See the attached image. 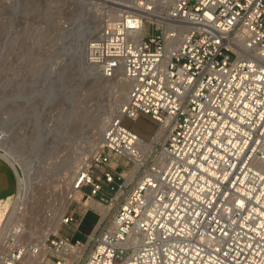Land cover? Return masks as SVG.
Here are the masks:
<instances>
[{
    "label": "built area",
    "instance_id": "1",
    "mask_svg": "<svg viewBox=\"0 0 264 264\" xmlns=\"http://www.w3.org/2000/svg\"><path fill=\"white\" fill-rule=\"evenodd\" d=\"M128 2L87 47L127 101L72 184L109 209L85 241L39 245L13 224L3 264H264V0ZM141 114L158 122L148 140L122 123Z\"/></svg>",
    "mask_w": 264,
    "mask_h": 264
},
{
    "label": "rangeland",
    "instance_id": "2",
    "mask_svg": "<svg viewBox=\"0 0 264 264\" xmlns=\"http://www.w3.org/2000/svg\"><path fill=\"white\" fill-rule=\"evenodd\" d=\"M105 2L102 6L116 9L129 4L123 0ZM87 3L83 0H0V64L5 61L0 66V126L11 120V146L16 148L25 169L32 168L30 174L39 182V191L42 189L43 197L33 214L18 223L34 241V233L46 232L56 221H59L57 233L73 240L85 241L93 231L100 212L88 206L91 197L82 198L80 190L67 200L70 178L88 151L97 148L104 129L102 118L118 109L127 96L126 86L114 74L106 77L107 81L100 78L78 50L80 42L98 32L95 25L101 23L100 15L105 8L96 10L98 5ZM88 18L95 25H90ZM49 95H54L56 100L46 104ZM66 113L74 114L76 120L70 122L65 136L54 142H39L40 127L56 131ZM122 123L147 140L158 127V122L147 114L135 120L124 117ZM36 153L39 161H33ZM115 166L121 169V165ZM0 170L5 175L0 183V197L11 186V195H15L13 169L1 156ZM86 208L78 230L74 224L61 223V216L66 212ZM54 233H49L50 238Z\"/></svg>",
    "mask_w": 264,
    "mask_h": 264
},
{
    "label": "bare ground",
    "instance_id": "3",
    "mask_svg": "<svg viewBox=\"0 0 264 264\" xmlns=\"http://www.w3.org/2000/svg\"><path fill=\"white\" fill-rule=\"evenodd\" d=\"M83 1L84 2L87 1L89 4H91V3L93 4L94 3V4L98 5L99 7L96 8V10H97L99 8L105 7V6H102V5H105L106 4L105 1H108V0H101V2H97L96 0L95 1L94 0H83ZM123 1H128V0H123ZM130 1L132 2V0H130ZM84 4H86V3H84ZM94 4H93V6H94ZM119 4H121V3H119ZM93 16L94 15H92V18H93ZM100 17H102V15H100ZM93 19H95V17ZM87 21L89 22L90 25H95V21H93L91 18L89 20H87ZM99 25H100V23H98V24L96 23L95 27H97V26L98 27H97V30H95V31L99 32V29H100ZM93 27L94 26H92L91 28L93 29ZM97 33H96V35H97ZM94 37H95V35L94 36H90L89 38H87L84 41L80 42V45L78 46V50L81 51L82 56L85 59L86 64L90 65L91 67H94V69H96L97 73H99L98 76L100 78H102V79L107 81L109 79H107L106 78L107 76H105L104 73L101 70H99L98 66L88 63L89 62L88 60L86 61V59H88V57H87V47H88L89 43L94 39ZM0 54L2 55V53H0ZM4 62L5 61L2 60L0 66L5 64ZM113 74H114V77L116 79L118 78L120 80L119 81L120 84H123V86L124 85L126 86L125 88H126V95L127 96H126L125 102L118 109L111 110L110 112L106 113V116H104L102 118V121L100 120L102 122L101 126L103 128L106 126V124L109 121L114 120L115 118L121 116L122 107L126 103L127 97H128V86H129V83L126 80V78L124 77L123 72L121 71V69L117 68L114 71ZM55 100H56V98L54 97V95H52V96L49 95L48 97H46L45 103L46 104H49V103L51 104ZM73 115H69V113L64 114L62 116L61 123L58 126L56 131H52L51 129H47V131H46V130L43 129V127H40L39 139H38L39 142H47V141L54 142V139H59L60 136L66 134L67 128H68L70 122H72L75 119L73 117ZM7 122L8 123H4V124L2 123L3 125L0 126V156L3 157L8 162V164L11 166V168L13 169V174H14L15 179H16L17 191H16V194L12 196L11 195L12 186H11V188H9L5 192L6 195L3 196V197H0V264H3V252H4V242H3V240H4L6 232L9 230V228L13 224H15L17 226L18 223L23 218L29 216V214L32 215L33 212L35 211L36 207L39 204V200H41V197H43L42 196V189L39 191V184H38L39 182L37 183V181H35V180H37V179H35L36 177L34 178L30 174V170H32V168L29 167L30 169H28V168H27L28 170L25 169V166H23L21 164L22 160H21L19 154L17 153V151L15 150L16 148L11 146L12 139H11L10 132H12V128L13 127H12V123H11L10 119ZM102 130L103 129H101V131ZM101 142H102V134L99 137V140H98V143H97V148H99ZM7 145H9L10 147L7 148ZM43 148H45V147L43 146ZM97 148H94V150L90 149L88 151L89 154H87V156H85L83 162H85V160L88 159L89 156ZM47 149L48 148H46L45 151H47ZM33 161H39V155H37V153L34 156ZM81 162H82V160L75 166V169L72 172V175H71V178H70L72 180L70 181V185H69V188H68V191H67V193H68L67 200L68 201H70L73 198L75 192L78 191V190H74L72 188V184H73L74 179L77 177V175L79 174V172L81 170V166H82ZM83 162H82V164H83ZM34 171H36V170H34ZM4 178H5V175L0 170V183L4 180ZM88 206L94 208L96 211H99L100 214L102 215V217H104V215L107 213V211L109 209V205H104L99 200H97V199H95L93 197H91L90 201L88 202ZM61 218H62L61 220H63L62 216H61ZM21 228L23 229L24 227L21 226ZM58 229H59V221H56L52 225V227L50 226V228H48L46 230V232H44L42 234L34 233L35 234V242H37V244H39V245H43L45 243L46 239L48 238L49 233L51 231H54L55 233H57ZM1 244H2V247H1ZM45 252H47V248L44 247V250L41 252V256H43L45 254ZM63 253H64V256L66 258L72 257V258H74V259H76L78 261L79 256L82 254V251H81V249H78L75 245H66L63 248ZM26 258L28 259L29 256H26Z\"/></svg>",
    "mask_w": 264,
    "mask_h": 264
}]
</instances>
